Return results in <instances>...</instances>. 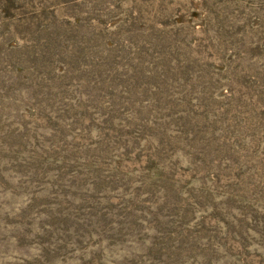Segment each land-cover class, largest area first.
<instances>
[{"label":"rangeland","instance_id":"1","mask_svg":"<svg viewBox=\"0 0 264 264\" xmlns=\"http://www.w3.org/2000/svg\"><path fill=\"white\" fill-rule=\"evenodd\" d=\"M0 13V264H264V0Z\"/></svg>","mask_w":264,"mask_h":264},{"label":"trees","instance_id":"2","mask_svg":"<svg viewBox=\"0 0 264 264\" xmlns=\"http://www.w3.org/2000/svg\"><path fill=\"white\" fill-rule=\"evenodd\" d=\"M0 16H4V15L0 13Z\"/></svg>","mask_w":264,"mask_h":264}]
</instances>
